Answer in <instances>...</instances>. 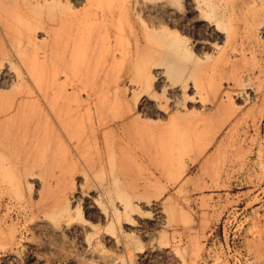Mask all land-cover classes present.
<instances>
[{"label":"rangeland","instance_id":"374dc122","mask_svg":"<svg viewBox=\"0 0 264 264\" xmlns=\"http://www.w3.org/2000/svg\"><path fill=\"white\" fill-rule=\"evenodd\" d=\"M264 264V0H0V264Z\"/></svg>","mask_w":264,"mask_h":264},{"label":"bare ground","instance_id":"6f19581e","mask_svg":"<svg viewBox=\"0 0 264 264\" xmlns=\"http://www.w3.org/2000/svg\"><path fill=\"white\" fill-rule=\"evenodd\" d=\"M122 264H124V262Z\"/></svg>","mask_w":264,"mask_h":264}]
</instances>
